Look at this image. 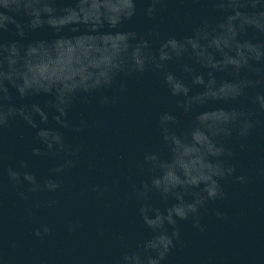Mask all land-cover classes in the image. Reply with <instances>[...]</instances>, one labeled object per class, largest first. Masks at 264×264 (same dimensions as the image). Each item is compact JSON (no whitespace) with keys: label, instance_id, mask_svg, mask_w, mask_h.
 I'll use <instances>...</instances> for the list:
<instances>
[{"label":"clouds","instance_id":"obj_1","mask_svg":"<svg viewBox=\"0 0 264 264\" xmlns=\"http://www.w3.org/2000/svg\"><path fill=\"white\" fill-rule=\"evenodd\" d=\"M140 2L0 0V132L20 122L34 130L29 159L5 168L8 156L0 149V172L6 173L22 199H27L22 190L25 182L32 193L61 190L63 182L57 177L79 162L82 146L70 144L64 131L80 133L87 127L86 120L73 124L69 119L78 102L97 98L99 108L117 105L129 91L127 80L151 76L174 99L176 108L190 117L187 127L181 129L176 112L157 114L161 147L144 151L139 166L146 177L132 186L140 222L151 235L134 244L120 237L119 253L110 264H164L180 242V222L190 220L194 229L203 231L200 210L209 201L224 198L220 180L237 172L229 163L235 156L232 141L253 135L260 123L258 117L264 114V39L259 38L264 37V26H260L264 0H194L210 6L216 15L203 16L185 35L164 38L152 28L145 33L122 30V25L136 16ZM143 2L144 15L154 20L167 0ZM74 14L76 19L61 22ZM45 29L52 33L50 40L31 38ZM65 31L72 36L63 35ZM8 33H14L15 38H6ZM221 34L230 40L223 50L211 43ZM109 35L122 39L112 46L104 41ZM80 36L93 37L94 49L79 53L67 77L45 78L27 72L24 65L29 50ZM38 96L50 99L43 105L28 102ZM242 101L249 106H239ZM209 105H217V118H203ZM50 120L59 127L49 126ZM32 158L57 162L41 180L32 170ZM235 181L246 183L247 177L235 175ZM92 191L100 199L108 189L96 185ZM153 197L165 206L153 204ZM47 203L55 207L58 201ZM217 217L227 218L222 212H217ZM81 226L77 222L69 225V230ZM50 232L43 225L34 235L43 238Z\"/></svg>","mask_w":264,"mask_h":264},{"label":"water","instance_id":"obj_2","mask_svg":"<svg viewBox=\"0 0 264 264\" xmlns=\"http://www.w3.org/2000/svg\"><path fill=\"white\" fill-rule=\"evenodd\" d=\"M144 7L141 0L136 16L122 25L123 31L145 33L152 28L162 38L182 36L203 16L216 15L210 6L194 0H167L154 20L144 15ZM76 18L74 14L61 22ZM260 26H264V20ZM63 35L71 37L72 33L65 31ZM6 38H15L14 33L6 34ZM31 38L50 40L52 33L45 29L33 33ZM121 39L104 37L105 43L112 46ZM93 40L80 36L34 47L26 54L24 66L35 76L63 79L82 50L94 49ZM211 43L220 50L230 46L227 34L214 37ZM261 55L264 56V48ZM127 84L129 91L117 105L99 108L98 99L90 98L88 102H78L70 112L73 124L83 119L87 127L80 133L64 130L67 141L82 146V151L77 165L57 177L63 182L61 190L32 193L25 182L22 190L27 199H22L6 173L0 172V264H110L119 253L120 237L134 244L151 235L140 222L139 205L132 191V186L146 177L139 166L142 154L161 147L156 131L160 111L176 112L181 129L187 127L190 117L176 108L174 99L159 87L154 77L127 80ZM49 99L38 96L28 102L43 105ZM239 106L249 105L242 101ZM216 109L217 105H209L203 118H217L220 113ZM258 119L260 123L253 135L231 144L235 156L229 163L236 166L235 175L246 176L247 182H236L235 175L220 180L224 198L209 201L200 210L204 230L194 229L190 220L180 222V242L164 264H264V114ZM49 126L59 127L51 120ZM33 137L34 130L22 122L0 132V149L8 156L5 168L30 158ZM56 162L32 158L31 166L43 180ZM96 185L107 187L103 198L97 199L92 191ZM51 199L58 201L55 207L48 206ZM151 202L165 206L156 197ZM217 212L227 218H218ZM77 222L82 226L70 231L69 225ZM43 225L51 232L43 238L36 237L34 231L42 230Z\"/></svg>","mask_w":264,"mask_h":264}]
</instances>
